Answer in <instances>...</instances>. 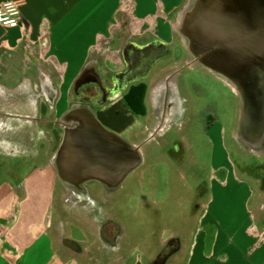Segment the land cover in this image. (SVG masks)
Masks as SVG:
<instances>
[{
  "label": "crops",
  "instance_id": "0c3cea01",
  "mask_svg": "<svg viewBox=\"0 0 264 264\" xmlns=\"http://www.w3.org/2000/svg\"><path fill=\"white\" fill-rule=\"evenodd\" d=\"M5 1L8 0H0V3ZM27 2V6L22 9L24 21L20 26L15 29L0 26V165L10 161L19 168L20 171L16 169L13 175H18L23 191L19 198L20 193L12 184L14 180L0 182V264H65L58 249L65 250L67 255L71 254L77 264H82L88 256H91L93 264H142L141 259L145 257L137 251L133 254H118L119 258L110 254L108 248L111 246L105 244L95 226H88L90 229L78 226L89 237L83 244L68 236L67 228L71 226H51L53 237L48 239V212L45 213V208L41 223L32 221L28 226L20 225L27 211L25 205L31 197L27 193L28 187L36 186L34 183L42 179L40 173L49 175V187L45 191L50 195L49 201L58 192L59 181L50 165V158L61 140V123L58 120L70 104L82 102L76 96L79 86L85 85L82 80L90 79L87 82L93 83L90 101L105 128L120 136L127 135L124 138L132 144H140V133L147 134L152 130L153 126L148 127L147 120L143 123L142 117L134 113L124 98L130 86L144 82L146 70L140 73L138 68L142 65L134 64L139 65L131 70L136 74V78H133L135 82L120 90L119 86L122 85L116 84V75L106 68L99 70V64L105 63L102 57L99 60L97 58L100 49L98 44L102 40L106 43L107 39L117 41V37L111 34L123 11L130 10L131 24L146 25L149 21H156L164 27L183 0ZM158 6L161 11L156 16ZM120 20L123 21L122 18ZM146 36L147 39L141 43L152 38L151 35ZM154 44L147 43L144 47L151 49ZM148 70L151 72V67ZM149 101L145 99L147 110L150 109ZM137 124L138 128H134ZM221 146L229 159L223 143ZM45 153L47 158L43 162H34V159ZM22 164H25L24 167ZM28 166L32 169V175L25 179L23 177L27 174L25 170ZM223 166H220L221 169ZM221 178H224V171ZM215 180L211 182L210 193L215 196L213 190L215 183H218V191L226 195L228 182L233 181V178L226 175L223 182ZM237 181L240 186H247V190L242 191V199L249 193L246 200L249 201V185L238 178ZM61 188V198L68 197V191ZM13 208L17 215L10 220ZM202 212L198 226L190 228L185 224L188 228L179 233L182 235V248L185 249L181 264H264V248L259 250L258 255L254 252V249L264 246V238H260L257 228L252 226V218L244 220L247 226H228V229L223 230L220 226H211L214 221L209 210L204 208ZM236 227L241 229L240 234L239 231L236 234ZM36 232L44 235V238L38 239ZM174 235H178V232L174 231ZM66 238L80 244V251L76 252L73 246L65 244L64 241H68ZM95 238L100 240L99 252L91 242ZM258 238L261 242L255 245ZM42 254H46L48 260L47 257L41 260ZM105 256H109L108 259Z\"/></svg>",
  "mask_w": 264,
  "mask_h": 264
},
{
  "label": "rangeland",
  "instance_id": "374dc122",
  "mask_svg": "<svg viewBox=\"0 0 264 264\" xmlns=\"http://www.w3.org/2000/svg\"><path fill=\"white\" fill-rule=\"evenodd\" d=\"M184 2L185 0H183L182 5ZM180 8H176L166 26L163 27L162 24H158L160 22L149 21L146 25L144 24L146 29L143 24L135 22L131 24L130 10H125L120 13L122 17L118 18L111 34L117 37V41L107 39L106 43L102 40L98 44L100 49L97 58L99 60L102 57L105 63L99 64V70L106 68L113 75L118 73L126 74L127 71L129 72V65L126 66V64H129L127 53L134 48L136 51L134 53L129 52V57L133 58L136 55L138 61L144 62V64H139L142 66L138 68V71L141 73L143 69L147 71L146 68L152 67L150 75L144 80L148 87L161 83V85L169 89L177 83L186 104L187 115L179 129L171 127V129H175L168 133V136L157 140V142H161L160 146L164 144L163 146L167 149L163 151L156 150L159 146L152 144L154 140H149L151 129L147 134L140 133L139 141L140 143L145 142L144 147L145 151L147 149V159L124 182L119 193L120 201L118 200L119 204L115 205V210L109 208V206L102 207L100 204V202L104 201L102 197L97 200L95 198L94 202H92V207H80L79 205L76 214L68 213L69 215H63L66 207L64 208L62 204L64 200L61 198L62 188L60 183L58 182L57 194L55 192L49 201L50 195L48 196L45 192L49 187V175L48 173H40L39 176L42 179H38V183L34 181L35 187H28L27 193L31 197L25 205L27 211L24 213L20 226H28L32 221L41 223L45 208V213L47 214L48 212L46 221L48 226L46 228V237L48 239L53 237L51 226H57L56 223L59 222L61 226H71L67 228L68 236L72 240L83 244L89 237L78 226H83L84 224L86 228H89L88 226H101L103 223L102 218H109L108 220L112 223L120 225L118 227L126 228L129 237L136 242L144 246L150 244L155 247L160 244L162 238L166 240L170 237L175 238L178 235L182 237L179 233L185 232L188 228L187 226H190V228L198 226L201 220L200 217L203 214L202 211L205 208L211 212L212 221H214L211 226H220L223 230L228 229V226H247L244 220L252 218V226L257 228L260 238H264V233H261L258 228V224L263 226L261 216L264 213V171L261 170V165L264 164V158L244 156L236 150L231 140L233 117L237 115L235 113L236 99L228 87L198 70L183 68L187 65L185 63L189 62V58L186 57L185 51L180 47L178 38L172 28L175 16ZM160 11L158 6L156 16L160 14ZM121 18L123 21L120 20ZM146 35H151L152 38L146 43H141L144 39H147ZM152 42H157V45L166 47L167 54H165L166 52L162 54L165 56L163 60H160L162 58L155 59L156 50H142L147 48V46L144 47L145 44H152ZM129 46H131V49L127 50ZM160 50L164 52V49L160 48ZM160 57L162 56L160 55ZM153 60L154 63L158 60L160 62L151 64ZM164 62L170 63L162 65ZM177 65L183 69L175 70L181 72L178 76H173L175 74L173 69ZM181 74L183 75L181 76ZM135 75L134 72H130L131 77ZM163 104H165V108L168 107L167 103ZM206 108H208L209 112L213 111L218 115L212 130L217 127V130L220 129V132H222L217 147L214 146L213 149L211 140L204 138L206 136L209 137L208 132L205 134L203 127L201 128L198 125L200 121H204V116L207 113ZM143 121L148 123V127L153 126L154 118L151 112L150 119L147 113L145 117H142ZM134 128H138V124ZM121 137L124 138L127 135L122 134ZM174 140H178L179 145L184 148L182 154L178 150L175 152L170 151L173 148L170 147L172 145L171 142ZM220 142L223 143L229 159L226 158L225 150L222 149ZM151 145L153 146L148 148ZM226 146L229 147V151ZM46 158L47 154L45 153L43 156L34 159V162L40 163ZM259 160L262 162H258ZM223 164L224 166L221 169L220 166ZM22 165L24 167L25 164ZM16 169L20 171L10 161L2 162L0 165V182L6 183L7 179L14 180L12 184L15 186L16 191L20 193L18 194L20 198L23 191L19 183L20 180L17 179L18 175H13ZM31 170L28 166L25 170L27 174L23 177L24 171L23 174H20L21 177L27 179L28 175H32ZM223 171L224 178L228 175L233 178V181L228 182L229 187L226 195L218 191V183H215L213 190L215 196H213L210 193L211 182H215V179L223 182L222 179L224 178H221ZM237 178L249 185L251 190L249 201H246L249 193L242 199V191H246L247 186H240ZM94 184L89 183L88 188L97 191V186L93 188ZM194 200L199 206L198 209L196 207V211L193 210L195 207L193 204ZM17 201L18 199L16 198V203ZM12 210L13 213L10 220L17 215L15 209L13 208ZM77 216L83 217L87 222L80 221ZM185 218H187L186 221ZM235 230L236 234L238 231L239 234L241 233L240 228L236 227ZM174 231H177L178 235L172 236ZM35 236L39 237L38 239L44 238V235H40L38 232L35 233ZM70 238H66V240L71 241ZM260 238L254 243L255 245H259L261 242ZM119 242L121 243L123 254L126 252V254H130L133 247L126 245L127 242L122 240ZM261 248H264V246L254 249V252L258 255ZM183 249L181 254L176 256V262L171 264H181ZM42 251H45V249L42 248ZM58 252L63 263L77 264L72 255H67L65 250L58 249ZM46 257L48 260V256L42 254L41 260Z\"/></svg>",
  "mask_w": 264,
  "mask_h": 264
},
{
  "label": "water",
  "instance_id": "95a60500",
  "mask_svg": "<svg viewBox=\"0 0 264 264\" xmlns=\"http://www.w3.org/2000/svg\"><path fill=\"white\" fill-rule=\"evenodd\" d=\"M172 28L189 58L183 68L198 70L218 80L235 97L237 115L233 117L231 140L236 150L244 156L264 158V0H185ZM128 65L131 72L132 66ZM178 66L173 69V76L181 72L175 70L183 69ZM174 88L179 92V100L185 103L177 83ZM171 89L161 83L148 87L145 98L151 103L148 117L151 112L155 124L160 119L162 126L172 125L173 119L166 114L172 116L180 109L177 100L170 101L168 97L162 99L167 108L163 103L157 105L158 91L164 94ZM180 111L184 121L186 115ZM59 122L61 140L50 165L60 185L68 191L62 204L72 213H77L79 205L92 207L95 198L103 196V190L112 195L120 191L126 179L147 159V149L143 152L145 142L132 144L105 128L91 102L70 104ZM154 129L149 140L155 139ZM166 133L168 136L171 130ZM89 183H97V195L85 203L79 197L92 191ZM105 203L100 202L102 207L107 206Z\"/></svg>",
  "mask_w": 264,
  "mask_h": 264
},
{
  "label": "flooded vegetation",
  "instance_id": "af4514ba",
  "mask_svg": "<svg viewBox=\"0 0 264 264\" xmlns=\"http://www.w3.org/2000/svg\"><path fill=\"white\" fill-rule=\"evenodd\" d=\"M156 43L154 44V46L151 49H150V47L146 48V49H150L153 51L156 50L155 51L156 58H162L160 60H163L165 56L162 55V53L164 54L166 52L165 54H167V49L164 45L159 46ZM129 47L131 49V46H129ZM160 48L164 49V52L162 50H160ZM127 50H129V49H127ZM160 55L162 57H160ZM160 60L156 61L155 63L153 61L152 64H157L158 62H160ZM169 63L170 62H164L162 64H169ZM130 64H132V67H134V64H144V62L136 60L135 62L131 61ZM132 67H131V70H132ZM148 69L146 71L147 73H145V77H144L145 79L148 78V75L150 73ZM144 70L145 69H143V71ZM182 75L183 74H181V76ZM115 78H116V82H117L116 84L122 85V86H119V88L121 90L123 87L128 86L127 84L132 83L133 78H136V77L135 76L131 77L130 72L128 73V71H127V73L124 75L123 74H119V75L116 74ZM89 80L90 79L82 80L85 82V85H80L79 89L76 91V96L79 97L81 99V101L86 100L87 102H92V101H90V97H91L90 94L92 92L90 90L93 88L92 87L93 83L87 82ZM185 83L189 84L188 82H185ZM130 88H131V86L129 87L127 93L129 92ZM158 92L157 93H158L159 100H158L157 105L159 107L162 105V103H163L162 99L164 97H165V99H167V97H168V100H170V101H173V100L175 101V99L178 101V97L180 96L178 90L176 88H174V86L172 87L170 92H167L168 95H167V93H164V94H166V96L164 94H162L161 91H158ZM170 101H168V102H170ZM158 106H157V108H159ZM167 110L164 112L165 114H166ZM205 110H207V113L204 116V121L203 122L200 121L198 125L201 126V128L203 127V131L205 134H207V132H208V135H209L210 131L212 130V128L214 126L215 119L217 118L218 115L213 111L209 112L208 108H206ZM166 115L168 117H170L171 119H173L171 121L172 125L167 124L165 126H162L160 119H158V122H157V124H155V129H154V131H156V132L153 131V135H152V138L155 137V139H153L154 142L152 144L159 146L158 148H156V150H160V151L166 150L167 148H165V146H163L164 144H162V146H160L161 142L159 143V142H157V140L164 137L165 134H167L166 132L171 130L172 126H177L182 121L180 109L177 112V114H176V112H174V114L172 116H169L168 112H167ZM178 117H181V118L179 120H177L176 118H178ZM204 138L205 139L207 138L210 141V138L208 136H206ZM171 144L172 145L170 147H173L170 149L171 152H175L176 150H178L179 153L181 152V154L184 152V150H183L184 148L179 145L178 140H174L173 142H171ZM152 146L153 145H151V147ZM258 162H261V161L259 160ZM261 166H262L261 170L264 171L263 170L264 164H262ZM255 174H257V173H255ZM119 193H120V191H118L117 193L112 195V194L108 193L106 190H103V193H101V195H103L102 197H103L104 201L106 202L105 205H107V206H109V208L115 210L116 209L115 205L119 204V201H120L119 200ZM74 194L78 195V193H75V192H74ZM96 195H97V191L92 190L89 192H85V194H83L82 196L79 195L80 196L79 198H82L85 201V203H89L91 201V199L96 197ZM102 197H100V198H102ZM193 204L195 205L193 210L196 211L199 208L198 203H196L194 200ZM196 207H197V209H196ZM68 210H71V209H68ZM69 213H71V212L69 211ZM63 215H64V213H63ZM108 219L102 218L103 223L101 224V226H95V227H97L96 229L98 230V233L103 238L105 244L111 246L108 248V252H110V254H113L116 258H119L118 254L125 255L127 253L126 252L125 254H123V249L121 248V245H120L121 243L119 242L120 240L127 242L126 245L133 247L130 251V254H133V252L137 251L139 254H141L143 257H145V258L141 259L142 264H169L170 261H171L170 264L175 263L176 262V256L181 254V252H182L183 240H182V237L180 235L176 236L175 238H169L166 240L164 238H162L160 244H158L155 247H153L150 244L144 246V245L136 242L133 238H130L128 230L126 228L118 227L120 225L114 224ZM56 225L61 226L59 222H57ZM83 226H86V225L84 224ZM91 242L95 245L96 251L99 252L101 250L100 240L95 238V241L92 240ZM64 243L65 244L67 243L68 245L73 246L76 252L80 251V244L73 243L71 241H67V242L64 241ZM87 244L91 247V245L89 243H87ZM108 257L109 256H105L106 259H108ZM82 264H93L91 256H88L87 259ZM97 264H103V263L101 262V263H97Z\"/></svg>",
  "mask_w": 264,
  "mask_h": 264
},
{
  "label": "built area",
  "instance_id": "2783aa9c",
  "mask_svg": "<svg viewBox=\"0 0 264 264\" xmlns=\"http://www.w3.org/2000/svg\"><path fill=\"white\" fill-rule=\"evenodd\" d=\"M28 4L27 0H8L0 3V26L15 29L23 21L22 9Z\"/></svg>",
  "mask_w": 264,
  "mask_h": 264
},
{
  "label": "trees",
  "instance_id": "16d2710c",
  "mask_svg": "<svg viewBox=\"0 0 264 264\" xmlns=\"http://www.w3.org/2000/svg\"><path fill=\"white\" fill-rule=\"evenodd\" d=\"M148 90V86L146 84L140 83L135 86H131L129 92L127 93L125 100L127 105L134 111L136 115L139 117H145L147 115V108L145 106V98L146 93ZM227 134V132H226ZM226 137H228L226 135ZM227 150L229 151V147L226 146ZM262 162V161H261ZM264 162V161H263ZM254 176V175H253ZM262 224H258V228L260 229L261 233H264V213H262ZM257 222V220H255Z\"/></svg>",
  "mask_w": 264,
  "mask_h": 264
},
{
  "label": "bare ground",
  "instance_id": "6f19581e",
  "mask_svg": "<svg viewBox=\"0 0 264 264\" xmlns=\"http://www.w3.org/2000/svg\"><path fill=\"white\" fill-rule=\"evenodd\" d=\"M128 49H130V47H128ZM136 50H134V49H132V50H130V53L131 52H135ZM129 53V54H130ZM130 58V57H129ZM130 60L131 61H133V62H135L136 60H138L137 59V56L135 55L133 58H130ZM135 66V68H137V67H139V65H134ZM177 103L179 104V108L182 110V112L184 113V115H186V104L185 103H182L181 102V100H179V98H178V101H177ZM153 118H155V117H153ZM181 123H179V125H178V127H176V129H179L180 127H181ZM155 127V122H154V124H153V128ZM175 128H172L171 129V131L172 130H174ZM220 134H221V132H220V129L219 130H217V127L215 128V129H213V130H211L210 131V133H209V138H210V140H211V142L213 143V145L215 146V147H217V145H218V142L220 141ZM164 135V134H163ZM143 152L145 153V148H143ZM63 207L65 208V206L63 205ZM75 208V207H74ZM73 208V209H74ZM68 206H67V208L65 209L66 211L64 212V215H66V214H68L69 213V211H68ZM72 213V212H71ZM73 214V213H72ZM77 219H80V221H82V222H84V223H86L87 221L83 218V217H80V216H77Z\"/></svg>",
  "mask_w": 264,
  "mask_h": 264
}]
</instances>
